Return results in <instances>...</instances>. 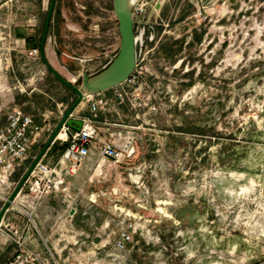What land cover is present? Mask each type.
Returning <instances> with one entry per match:
<instances>
[{
  "label": "rangeland",
  "instance_id": "rangeland-1",
  "mask_svg": "<svg viewBox=\"0 0 264 264\" xmlns=\"http://www.w3.org/2000/svg\"><path fill=\"white\" fill-rule=\"evenodd\" d=\"M6 1L0 24L38 15L42 38L51 0ZM149 2L147 71L120 86L131 100L117 121L134 131L135 153L99 160L84 189L75 177L69 196H50L37 211L48 263L264 264V0ZM48 39L49 63L80 85L79 72L94 75L101 62L102 71L119 51L113 0H56ZM14 64L6 81L22 85L0 94V125L13 105L36 116L64 99L65 114L77 99L41 53ZM13 188L0 179V209ZM124 231L132 239L118 249Z\"/></svg>",
  "mask_w": 264,
  "mask_h": 264
},
{
  "label": "built area",
  "instance_id": "built-area-1",
  "mask_svg": "<svg viewBox=\"0 0 264 264\" xmlns=\"http://www.w3.org/2000/svg\"><path fill=\"white\" fill-rule=\"evenodd\" d=\"M8 1L11 0H7L5 3H8ZM149 5V0H136L133 7L135 36L137 39V64L130 78L121 85L136 83L147 71L146 60L149 51L146 45L145 34L147 24L150 22V17L147 15ZM196 16H202V11H198ZM137 27H140L139 34L137 33ZM153 38L151 36L150 40H153ZM15 52L26 55L28 59H36L40 56V47L28 49L24 39L16 38L8 25L0 24V88L3 89L0 94L2 98L4 97L3 93L6 95V90L7 92H11L22 85L20 80L13 86L6 81V74L14 66L13 58ZM121 85L110 89L112 91L110 95L103 94V92L86 94L82 102L88 103L93 114H97L100 110L108 108L114 103H126L131 100L130 93L126 88L120 87ZM1 108L2 106L0 105ZM69 129L64 124L62 131L66 133L64 140L68 142V146L58 163L50 165L41 159L35 165L30 176L8 209L15 208L25 215L33 228L37 227L35 213L45 198L55 194L70 195L71 189L67 178L75 175L80 170L82 164L90 156L93 148L98 150L103 162L109 160L120 163L131 158L135 153L137 137L134 135L133 130H128L124 135H118L116 138L101 141L99 140L100 128L92 120H84L80 130L69 133ZM42 132L43 125L36 123L33 115L27 113L18 105L10 107L7 112L6 122L0 125L1 184H5L8 187L14 185L13 190L16 188L19 182L12 181L11 176L17 166L27 159L31 146L38 141ZM10 195L8 197L3 196L5 202ZM5 227L8 230L10 240L17 247L13 259L8 264H42V262L49 264L43 261L38 254L25 250L24 237L13 225L8 224L5 226L2 221L0 223V232ZM133 227L132 224L129 226V228ZM131 239L132 235L130 231H124L121 238L116 241V247L118 249H125L126 243Z\"/></svg>",
  "mask_w": 264,
  "mask_h": 264
},
{
  "label": "crops",
  "instance_id": "crops-1",
  "mask_svg": "<svg viewBox=\"0 0 264 264\" xmlns=\"http://www.w3.org/2000/svg\"><path fill=\"white\" fill-rule=\"evenodd\" d=\"M8 4V3H7ZM10 18V17H9ZM17 18L18 22L13 25V29L11 31L13 32V35L16 38L24 39L26 41V47L28 49L33 47H40L39 44V37H38V15L33 14H25L19 13L17 15H14V19ZM7 22H9V19H7ZM9 26L12 27L10 24ZM51 27V26H50ZM49 39L47 40L46 47H45V53L47 57V47L49 44ZM121 42V41H120ZM41 43V41H40ZM69 56V55H68ZM27 58L26 55L20 54V53H14L13 61L15 63L19 62L21 59ZM13 63V65H15ZM102 64V62L100 63ZM91 65L90 71L93 73H99L101 68L104 66H101V68H98L100 65ZM182 66L185 65V62H182ZM98 68V69H97ZM97 69V70H96ZM96 70V71H94ZM86 72H89L86 70ZM84 75V74H78ZM93 75V74H92ZM36 90V89H35ZM34 92V90L32 91ZM111 90L103 92V94L110 95ZM53 102L56 104V107L52 106L50 104H41L39 106L40 110L47 111L46 113L39 112L38 115H33L35 122L43 125V132L41 134V137L38 139L36 143H34L32 146H35V144H40L39 152L43 149V147L46 144V141L49 140L50 136L52 135L53 131L57 127V125L62 120L63 116L65 115L63 110L61 109L62 106L65 103V100L62 99L61 101H55V99H52ZM86 104V109H84V106ZM52 106V107H51ZM51 107L52 110L49 111L48 108ZM120 104L114 103L108 108L100 110L97 114H93L90 110V107L87 102H81L77 108L72 113L73 119L77 120H92L99 128H100V135L99 140L106 141L109 139L116 138L118 135H124L128 129H130L128 125L118 123V119L123 120L122 116H126L121 111ZM38 108V109H39ZM75 129L70 128L68 130L69 133L74 132ZM31 146V148H32ZM68 146V142H66L64 139H56L46 150V153L43 155L42 160L50 165H56L58 161L61 159L64 150ZM30 148V150H31ZM30 152V151H29ZM38 152V154H39ZM99 160L101 161V157L98 153V150L96 148H93L91 150V154L88 157V159L82 164L80 170L72 176H69L67 178V181L69 183L70 189L74 188V185H72V179L76 177V180L80 184V189H84L86 186L87 180L89 179L88 171L91 169V166L96 165ZM25 160L21 162L19 166L15 169L14 173L12 174V180L16 181L19 175V173H25L28 169L25 166ZM24 175V174H23ZM22 175V177H23ZM19 181V180H18ZM58 194L51 195V196H57ZM48 196L45 198L40 205L38 206L37 211L41 210L42 205L50 200L51 198ZM36 211V213H37ZM35 213V216L37 215ZM36 221V217H35ZM39 223L36 221V228H33V232L29 230L31 225L28 222V219L25 215L17 211L15 208H11L8 210L4 216L3 224L6 226L8 224L13 225L15 228L19 230V233L24 237V248L26 251L36 253L40 256V258L43 261L49 262V259L47 258L45 247L49 248V235L46 233V228L44 224L39 220ZM16 249V245L10 240V236L8 233L7 228L5 227L0 232V264H5L8 261H10L14 257V252Z\"/></svg>",
  "mask_w": 264,
  "mask_h": 264
},
{
  "label": "water",
  "instance_id": "water-1",
  "mask_svg": "<svg viewBox=\"0 0 264 264\" xmlns=\"http://www.w3.org/2000/svg\"><path fill=\"white\" fill-rule=\"evenodd\" d=\"M136 3L134 1L133 5H128V0H113L114 12L119 22V32L121 36L120 48L115 57H113L111 63L100 71L97 74L89 75L84 74L82 76V82L80 85L73 83L71 80L63 77L52 65L49 63L45 53V47L48 40V33L51 26V21L54 13V8L56 0H51L47 12V17L45 20V26L40 43V53L46 63L47 67L51 72L56 76V78L66 85L68 88L72 89L77 95V99L68 109V111L63 116L60 123L57 125L52 135L50 136L47 144L42 149L40 154L34 159L32 164L28 167L23 177L19 181L16 188L13 190L8 200L4 203L0 209V223L3 221V218L9 209L12 201L16 198L18 192L21 190L25 181L30 176L35 165L42 159L48 147L55 141L59 133L63 130L64 124L69 128L80 130L83 126V120H77L71 118L72 113L77 108V106L83 101V98L86 94H98L105 91H108L116 86L121 85L126 82L131 74L133 73L136 64V36H135V24L133 19V7ZM101 167V164L98 165ZM33 232L32 226L29 228Z\"/></svg>",
  "mask_w": 264,
  "mask_h": 264
},
{
  "label": "bare ground",
  "instance_id": "bare-ground-1",
  "mask_svg": "<svg viewBox=\"0 0 264 264\" xmlns=\"http://www.w3.org/2000/svg\"><path fill=\"white\" fill-rule=\"evenodd\" d=\"M135 0H128V5L131 6L133 5ZM58 138L65 139L66 138V133L64 131H61L58 135Z\"/></svg>",
  "mask_w": 264,
  "mask_h": 264
},
{
  "label": "trees",
  "instance_id": "trees-1",
  "mask_svg": "<svg viewBox=\"0 0 264 264\" xmlns=\"http://www.w3.org/2000/svg\"><path fill=\"white\" fill-rule=\"evenodd\" d=\"M41 38L39 39V44H40Z\"/></svg>",
  "mask_w": 264,
  "mask_h": 264
}]
</instances>
